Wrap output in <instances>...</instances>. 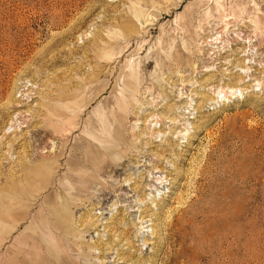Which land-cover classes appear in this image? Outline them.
I'll list each match as a JSON object with an SVG mask.
<instances>
[{
    "label": "rangeland",
    "instance_id": "rangeland-1",
    "mask_svg": "<svg viewBox=\"0 0 264 264\" xmlns=\"http://www.w3.org/2000/svg\"><path fill=\"white\" fill-rule=\"evenodd\" d=\"M233 231L264 264V0H0V264H232Z\"/></svg>",
    "mask_w": 264,
    "mask_h": 264
},
{
    "label": "bare ground",
    "instance_id": "bare-ground-1",
    "mask_svg": "<svg viewBox=\"0 0 264 264\" xmlns=\"http://www.w3.org/2000/svg\"><path fill=\"white\" fill-rule=\"evenodd\" d=\"M153 180H154V182L156 181L157 183H156V185L157 186H159V185H161V183H162V181H161V177L160 176H158V177H154L153 178ZM151 182V181H150ZM153 182V183H154ZM152 187V189H154V188H156L154 185L153 186H151ZM119 198V197H118ZM238 232L236 231V232H231V240L230 241H228L227 239H226V236L224 235V233H220V234H218V240L219 241H221V242H224L223 244H227L228 246H231L232 247V249H233V254H230V255H232V260L230 259V261H232V264H238V262L236 261V259L234 258V256H235V252L237 251V242H238ZM222 239V240H221ZM218 243V242H217ZM227 245H225V246H227ZM219 246H221V245H219ZM218 248V247H217ZM215 250V249H214ZM218 250H216V252H217ZM232 251V250H231ZM218 253V252H217ZM210 254V253H209ZM200 255V254H199ZM215 255V254H214ZM198 256V255H197ZM210 256V255H209ZM216 256H218L217 254H216ZM219 256H220V253H219ZM222 257V256H221ZM216 258H218L219 259V257H216ZM211 259H213L212 257H211ZM210 260V259H209ZM215 261V260H214ZM214 261H211V262H213L214 263ZM229 261V262H230ZM218 262V261H217ZM217 262H215V263H217ZM220 262V263H219ZM217 264H223L222 263V259H221V261H219ZM212 263V264H213ZM214 263V264H215ZM225 263H227V262H225ZM227 264H229V263H227Z\"/></svg>",
    "mask_w": 264,
    "mask_h": 264
}]
</instances>
